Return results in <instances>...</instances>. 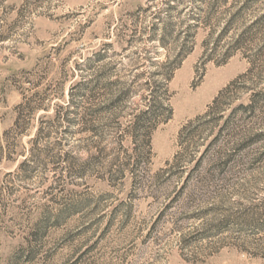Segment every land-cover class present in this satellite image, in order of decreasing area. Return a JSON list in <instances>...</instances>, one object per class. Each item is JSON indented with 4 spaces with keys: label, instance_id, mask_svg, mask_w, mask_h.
Segmentation results:
<instances>
[{
    "label": "rangeland",
    "instance_id": "obj_1",
    "mask_svg": "<svg viewBox=\"0 0 264 264\" xmlns=\"http://www.w3.org/2000/svg\"><path fill=\"white\" fill-rule=\"evenodd\" d=\"M261 88L264 0H0V264H264Z\"/></svg>",
    "mask_w": 264,
    "mask_h": 264
},
{
    "label": "trees",
    "instance_id": "obj_2",
    "mask_svg": "<svg viewBox=\"0 0 264 264\" xmlns=\"http://www.w3.org/2000/svg\"><path fill=\"white\" fill-rule=\"evenodd\" d=\"M248 76V73H244L243 75L239 76L237 79L232 81L229 85H227L222 91L219 92L218 96L213 100L212 104L209 106V111L208 112H213V113H219L220 111H223L222 106H221V100L224 98V95L231 90L233 86H236L240 80H243ZM264 98V88L259 89L258 91L252 92L248 96L247 102H241L237 108H235L233 111L234 112H240V121L237 126V133L240 136L241 139H243L242 143L243 145L246 144L247 139H250L249 137L255 136V137H262L264 136V132L261 130L260 132H257L256 134H252V129L247 125V120L245 121L244 116L248 115L249 120H254L256 118L261 117V114H264V104H262ZM228 99V98H227ZM259 113V114H258ZM220 118H224V124L223 127H227L230 123V115L229 116H223L222 114H219ZM207 151V150H206ZM205 151V152H206ZM204 156V153L203 155Z\"/></svg>",
    "mask_w": 264,
    "mask_h": 264
}]
</instances>
